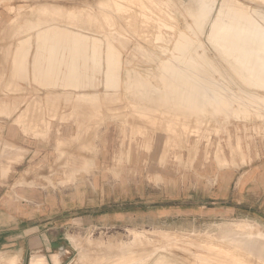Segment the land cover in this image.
Masks as SVG:
<instances>
[{"label":"rangeland","instance_id":"374dc122","mask_svg":"<svg viewBox=\"0 0 264 264\" xmlns=\"http://www.w3.org/2000/svg\"><path fill=\"white\" fill-rule=\"evenodd\" d=\"M189 1L0 0V186L16 182L13 153L26 152L7 141L15 126L44 151L29 176L61 190L78 205L72 213L88 219L72 229L78 246L65 264H222L204 244L223 243L225 229L252 234L264 258V53L255 64L238 60L208 34L214 11L201 33L196 15L206 1L264 26V0ZM67 29L87 33L80 88L66 85L74 52L59 30ZM47 47L62 48L57 61ZM116 58L118 89H104L103 69ZM205 59L215 98L169 97L160 66L196 81L188 63ZM140 82L149 98L136 99L131 83ZM78 92L98 99L77 100Z\"/></svg>","mask_w":264,"mask_h":264},{"label":"bare ground","instance_id":"6f19581e","mask_svg":"<svg viewBox=\"0 0 264 264\" xmlns=\"http://www.w3.org/2000/svg\"><path fill=\"white\" fill-rule=\"evenodd\" d=\"M193 1L194 0H190L188 2L189 7L192 6ZM219 9L220 8L218 6H215V3L211 4V3H207L206 1H201L198 4V7L196 8L198 30L200 31V33L204 32V29H205V27L209 21V18L211 16L212 12L214 11V13H215L214 19L211 22L208 34L211 35L212 39L226 41L225 44L227 45V47H225L224 50L229 51L231 53L232 52L235 53V55H237L236 58L238 60H241L242 62H247L248 58L250 57V62L253 61V63L255 64L256 61L258 60V57L256 56L257 52L258 53L259 52L264 53V26L262 24H260L254 17L251 19H248L245 17H239V16L229 17V16H227V14L225 12H220L221 10H219ZM219 12H220V14H219ZM258 18H260V17H258ZM260 19H262L264 22V17H261ZM27 28H28L27 30L31 29L30 26H28ZM68 29H70V28H68ZM68 29L67 30H59V31H62L61 36L64 37V40H66V43L70 44V46L68 47V48H70V53L74 52V54L72 55V58L68 62V63H70V65L69 64H68L69 66L67 65L68 66L67 70L70 71V72L67 71V75H69L70 77L72 76L73 80L71 83L69 82L70 80L69 81L67 80L68 82L65 80V83L67 82L66 85H69V86L72 85L76 88H80V87H82V83H81L80 71L78 68L79 67L78 61H79V59L80 60H87V61L89 60V54L87 53V49L85 47V44H83V42H81L82 38L87 37L86 36L87 33H85L82 30H68ZM94 39H95V37H94ZM93 48H96V47L94 46ZM47 49H48V54L53 56L51 59L48 58V60L57 61L56 57H55V54H57L56 50L60 51V49H62V48H60V47H56V48L47 47ZM96 49H94V50H96ZM203 50L205 51V53H203V56H207L208 54H207L206 48H204ZM109 51H111V50H109ZM103 52L107 53V49ZM94 53L92 54V55H94L93 58L97 57L96 55H100V54H94ZM107 54H109V53H107ZM74 56H76V57L73 58ZM105 56L107 58H109L108 55L105 54ZM100 57H101V55H100ZM251 57H252V59H251ZM85 64H86V62H85ZM105 65L106 66L103 69L104 73H105V74H103V76L106 75L105 80H104V87H105L104 89L116 90V89H118V86H119V70H120L119 58H116V60L112 64H110L108 62ZM50 66L51 65L47 66L48 69ZM209 66H210V63L206 59L203 61L202 64L189 62L188 63L189 70L191 72H194L195 76L197 77V80L193 81L187 77L184 78L182 73L179 70L174 71L169 66L161 65L160 66V72H161V75L163 78V85H164L165 92L169 95V97H174L176 99L177 103H181L183 101V96H185L186 102L194 104V105H199V104L204 103L205 101L213 100L215 98V92L213 90L205 87L206 85H214L211 82H209L208 80H206V78H205V76H208V73H209V71L205 70V68L206 67L208 68ZM250 70H252V68ZM53 71H56V70L54 69ZM46 72H47V68H46ZM54 73H56V72H54ZM68 73H70V74H68ZM47 75L49 77L52 74L51 73H49V74L45 73L44 77H47ZM69 76H68V78L70 79ZM45 81H46V79H45ZM46 84H47V81H46ZM135 85H136V88H132L131 90L133 92H135V94L137 95L136 99H142V97L143 98H149L150 91H148L147 86L143 82L142 83L140 82V84H133V85L131 83V86H135ZM76 99L80 100V101H84V102H91V101H95V100L97 101L98 94L97 93H89V92H78V94L76 95ZM198 110H201V109L198 108ZM56 144H58V143H56ZM87 165H88V163H87ZM77 169L79 170V168H76V170ZM251 227H253V225ZM247 228L249 229L248 226H247ZM238 229H240V228H238ZM158 232H160V231H158ZM251 233H253V232H251ZM159 235H161V234H159ZM176 235H178V234H176ZM174 236L171 238H175ZM179 236L177 237L178 239L180 238ZM258 236H264V235H262V233H258ZM251 237H252V234H250V233H237L233 230L225 229V230H223L222 236H221L223 243H218V242L213 243V242L205 241L206 244H204V246H205V248H208V250H210V251H215L216 253L219 252L220 255L222 254V257H221V260L223 262L222 264H248L245 262H246L247 256H249L250 253L259 257L262 261H264V258L261 257L260 252L257 251V249H256L257 244L254 243V241L252 240L253 238L251 239ZM180 239L182 240V238H180ZM258 239H260V238H258ZM261 239H262V237H261ZM181 240H179V241H181ZM185 240H186V242H185ZM187 240H189V239H183V241L185 243H192L190 241L187 242ZM173 241L175 242L174 239H173ZM177 241L178 240L176 239V242ZM215 244L218 245V247H217L218 249H214L211 247V245L215 246ZM105 249H106V247H105ZM84 252H86V251L82 250L80 258L85 257L86 254ZM36 256H38V255H36ZM196 256H198V255H196ZM194 258H195V255H194ZM260 261L258 260V262H260ZM41 262H43V258L40 256L35 257L32 260V263H34V264L41 263ZM54 262L55 263L58 262L56 256H54ZM250 264H252V263H250ZM254 264H256V263H254Z\"/></svg>","mask_w":264,"mask_h":264},{"label":"crops","instance_id":"0c3cea01","mask_svg":"<svg viewBox=\"0 0 264 264\" xmlns=\"http://www.w3.org/2000/svg\"><path fill=\"white\" fill-rule=\"evenodd\" d=\"M45 64L40 67L43 77L51 67L48 69ZM17 130L13 126L12 134H5L7 141L25 148L26 152L13 153L10 173L16 182L0 186V264H34L32 260L38 256L43 262L37 264H65L72 245L78 246L71 238L72 229L80 221L83 225L88 223V219L72 213L78 205L65 199L61 190L47 191L45 183L29 176L33 174L30 169L41 162L44 151L37 138ZM15 158L20 161L15 162ZM63 212L67 215L63 216ZM89 222L92 224L93 219Z\"/></svg>","mask_w":264,"mask_h":264}]
</instances>
